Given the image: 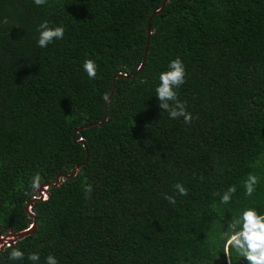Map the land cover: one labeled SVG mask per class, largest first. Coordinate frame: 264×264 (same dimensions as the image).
Here are the masks:
<instances>
[{"label": "trees", "instance_id": "trees-1", "mask_svg": "<svg viewBox=\"0 0 264 264\" xmlns=\"http://www.w3.org/2000/svg\"><path fill=\"white\" fill-rule=\"evenodd\" d=\"M162 2L0 0V234L35 215L10 243L25 259L10 261L4 245L0 264H31V252L39 264L49 254L59 264H246L228 241L243 210L264 214V0ZM45 19L65 34L40 48ZM177 57L191 124L170 119L155 95ZM81 163L26 210L34 177L55 182ZM249 173L260 177L251 198ZM232 184L221 204L213 193Z\"/></svg>", "mask_w": 264, "mask_h": 264}, {"label": "clouds", "instance_id": "clouds-1", "mask_svg": "<svg viewBox=\"0 0 264 264\" xmlns=\"http://www.w3.org/2000/svg\"><path fill=\"white\" fill-rule=\"evenodd\" d=\"M34 3L37 6H43L48 3V0H34ZM36 30L39 34L37 44L40 48H46L55 40L63 39L65 34L64 26H52L47 19L39 23ZM82 68L90 80L97 77V64L93 59H85ZM186 75V67L183 60L179 57L171 60L167 70L159 74V83L155 88V95L158 98L160 109L166 111L170 119L175 120L182 117L185 124H191L193 115L187 110L186 103L178 98L176 91L185 83ZM102 99L110 102L109 93L105 92ZM259 184L260 177L254 173H249L241 185L244 189V195L248 198L253 197ZM31 187L33 192L39 188V177L33 178ZM173 190L177 195H188V188L182 182H176L173 185ZM84 191L90 196L93 186L87 184ZM236 192L237 185L232 184L223 192L216 191L213 195L219 197L221 204H229ZM163 198L170 204L174 205L176 203V195L165 193ZM47 199L48 196L44 193V200L46 201ZM238 223L241 225L240 229L231 234L228 241L230 249L238 257L243 258L246 264H264V214H259L255 208H246L243 210ZM3 247V245H0V248ZM7 249H10L8 253L10 261H22L25 259V253L20 248L8 244L5 250ZM40 258L39 252H31L27 256V260L31 264H39ZM45 264H59V261L55 255L49 254L45 258ZM229 264H231L230 258Z\"/></svg>", "mask_w": 264, "mask_h": 264}, {"label": "water", "instance_id": "water-1", "mask_svg": "<svg viewBox=\"0 0 264 264\" xmlns=\"http://www.w3.org/2000/svg\"><path fill=\"white\" fill-rule=\"evenodd\" d=\"M165 4H166V0H163V2H162V7H164ZM162 7H161L159 10H157L156 12H159V11L162 9ZM156 12H154V13H156ZM154 13H153L151 16H153ZM149 20H150V18H149ZM147 33L150 34V25H149V23L147 24ZM147 45H148V41L146 42V49H147ZM143 60H144V59H143ZM118 76H125V75H124V74H118ZM113 81H114V80H113ZM113 85H114V84H113ZM110 95H111V94H110ZM110 95H109V96H110ZM105 118H106V113H105V116H104V120H105ZM78 129H79V127L75 130V132H77ZM79 141L84 143V140H83V139H79ZM82 164H83V163H81V164H77V165L74 167V169L72 170L71 173H64V172H62V173L58 174L57 177H56V179H55V182H46V183L41 184V185L39 186V188L37 189L38 196H34V197L28 202V204L26 205V210H27V211L29 210V208H30L31 205H32V201L37 200V199H43V198H44V193H46V194L48 193V187L59 185L60 182H61L64 178H68V177H71L72 175H74V174L77 172V170L81 167ZM29 213H30V216L33 218V220L29 223V225H30L29 228L24 229V230H21V231H18V232H12V231H10V232L4 233L3 235L0 234L1 245L4 246V244H6V243H7V245H8V244L12 243L13 241H15L16 239L21 238V237H23L24 235H26L27 233L33 231V229L35 228V215H34L31 211H29ZM1 235H2V236H1ZM0 249H1V248H0Z\"/></svg>", "mask_w": 264, "mask_h": 264}, {"label": "rangeland", "instance_id": "rangeland-1", "mask_svg": "<svg viewBox=\"0 0 264 264\" xmlns=\"http://www.w3.org/2000/svg\"><path fill=\"white\" fill-rule=\"evenodd\" d=\"M2 236V235H1ZM0 245H1V241H0Z\"/></svg>", "mask_w": 264, "mask_h": 264}, {"label": "built area", "instance_id": "built-area-1", "mask_svg": "<svg viewBox=\"0 0 264 264\" xmlns=\"http://www.w3.org/2000/svg\"><path fill=\"white\" fill-rule=\"evenodd\" d=\"M6 245H7V243H6Z\"/></svg>", "mask_w": 264, "mask_h": 264}]
</instances>
